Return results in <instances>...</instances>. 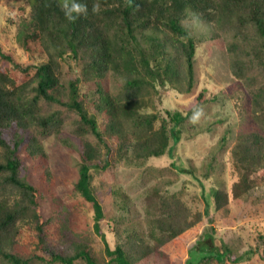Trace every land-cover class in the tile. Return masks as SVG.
<instances>
[{"label":"trees","instance_id":"obj_1","mask_svg":"<svg viewBox=\"0 0 264 264\" xmlns=\"http://www.w3.org/2000/svg\"><path fill=\"white\" fill-rule=\"evenodd\" d=\"M82 2L88 6L87 14L74 20L65 15L66 2L61 0L33 4L24 35L46 49L47 59L24 67L13 63L26 73L33 68L32 83L17 85L0 70V264H75L77 259L85 264H223L241 259L243 254L232 256L229 247L221 250L213 244L212 235L201 232V213L192 211L176 193H168L163 182L146 191L157 197L146 210L147 230L139 228L140 221L124 220L129 201L122 193L124 214L113 226L116 240L110 247L98 223L103 209L92 189L91 170L104 169L117 160L144 163L170 150V138L174 142L180 139L179 125L197 112L204 101V89L195 94L193 105L174 111L166 108L165 117L147 110V104H153L147 96L168 84L181 92L191 91L197 70V43L206 40L208 44L209 40V55L213 57L216 49L228 54L226 68L232 82L226 95L238 114L231 148L238 176L229 192L214 188L211 195L218 207L221 199L241 198L263 182L264 0ZM97 2L100 9L93 12ZM188 19L206 23L209 30L200 35L187 24ZM0 56L12 61L1 50ZM66 56L75 60L78 74L64 80L61 61ZM108 73L119 80L115 93L105 86ZM79 85L86 90L80 91ZM41 100L61 107L43 113ZM65 110L77 113L74 122L78 144L60 135ZM52 133L74 146L78 154L74 189L94 206V228L103 238L107 256L103 262L83 240L68 236L72 222L64 214L60 218L51 209L48 216H43L40 199L46 191L42 189L44 184L30 182L22 172L24 156L32 164L46 161L40 136ZM46 177L51 180V173ZM115 193L121 195L120 191ZM206 202L209 207L208 198ZM54 218L59 225L50 239L47 232ZM20 222L35 230V247L27 254L16 245ZM260 238L259 255L264 259V237ZM249 252L253 250L245 253Z\"/></svg>","mask_w":264,"mask_h":264},{"label":"rangeland","instance_id":"obj_2","mask_svg":"<svg viewBox=\"0 0 264 264\" xmlns=\"http://www.w3.org/2000/svg\"><path fill=\"white\" fill-rule=\"evenodd\" d=\"M36 1L38 0H0V50L12 58L11 61L0 56V70L17 85L32 83L33 68L26 73L15 68L14 62H18L22 67L36 65L44 62L48 56L46 49L37 40L25 38L24 35L23 27ZM187 24L197 33H201L200 35L206 33V29L209 30L207 24L201 21L188 19ZM209 45V40L208 44L206 40L197 43L196 78L191 91L181 92L168 84L159 86L154 95L147 96L150 98L149 102H153L147 104V110L165 117L166 108L174 111L183 105H193L195 94L204 89V101L197 110H202L201 114L196 117L195 112L179 125L180 139L174 142L170 138V150L166 149L162 155L152 156L141 164L117 160L104 169L91 170L92 189L94 188V195L103 209V216L98 223L104 238L110 247H113L116 240L113 226L116 219L124 214L120 206L123 193L129 201L124 220L140 221L139 228L147 230L144 218L146 210L157 197L146 191L149 187L163 182V187L168 193H176L192 211L201 213V232L211 234L213 244L221 250L224 246L229 247L232 256L243 254L241 259L235 262L226 260L223 264H264V259L259 255L260 237H264V181L241 198L221 199L218 207L216 199L211 195L214 188L229 192L232 183L237 179V168L233 162L231 148L238 128V114L233 101L226 95L230 93L229 83L232 82L226 68L228 54L213 48L216 51L212 57L207 53ZM61 65L64 80L78 74L75 60L72 58L66 56ZM105 79V86L115 93L119 80L112 73H108ZM79 86L80 91L86 90L83 85ZM220 93L225 95L221 96ZM39 106L43 113L61 107L57 103L50 104L43 100L39 102ZM76 117L77 113L74 111L62 112L60 135L67 137L74 145L78 144L79 140L76 135L77 124L74 122ZM98 122L102 126L99 117ZM155 124L158 125L159 120ZM86 137L95 141L93 135L87 134ZM40 138L47 153L46 161L43 164H32L31 160L24 156L22 172L30 182L44 184L42 189L46 191L40 199L43 216H48L52 212L51 209L57 211L60 218L64 214V217L72 222L68 236L73 235L83 240L97 260L103 262L107 256L103 238L94 228V206L74 189L79 158L74 146L66 145L53 133ZM47 172L51 173V180L46 177ZM115 191H120L122 196ZM207 198L211 203L209 207ZM57 219H53L47 232L50 239L55 237L53 233L59 225ZM19 225V233L15 237L16 245L27 254L35 247V230L25 222H20ZM247 250H253V253L249 252L247 255ZM43 255L47 256L45 252ZM31 264L41 263L35 261ZM43 264L60 263L46 261ZM75 264L85 263L82 259H77Z\"/></svg>","mask_w":264,"mask_h":264},{"label":"clouds","instance_id":"obj_3","mask_svg":"<svg viewBox=\"0 0 264 264\" xmlns=\"http://www.w3.org/2000/svg\"><path fill=\"white\" fill-rule=\"evenodd\" d=\"M65 15L68 16L70 20H74L80 14H87L88 6L82 0H72V3L69 5L67 2L64 4ZM100 9L99 3H94L92 6L93 12H98ZM75 13L76 15H73ZM202 111V110H201ZM201 111L196 112V117L201 114ZM195 118V117H194Z\"/></svg>","mask_w":264,"mask_h":264}]
</instances>
